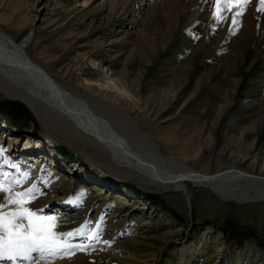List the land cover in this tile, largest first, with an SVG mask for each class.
<instances>
[{"label":"rangeland","instance_id":"obj_1","mask_svg":"<svg viewBox=\"0 0 264 264\" xmlns=\"http://www.w3.org/2000/svg\"><path fill=\"white\" fill-rule=\"evenodd\" d=\"M106 3L0 0V31L16 43L31 32L25 56L54 79L83 84L77 87L80 92L112 101L102 85H111L109 80L118 76L126 79L131 96L117 93L115 98L144 132L151 131L156 141L158 133L177 139L185 148L200 145L194 150L197 157L183 159L191 169L214 174L241 159L264 167V61L245 51L246 40L238 31L227 29L222 36L223 27L214 31L219 23L215 1L197 16L206 10L205 0H154L141 6L151 7L135 24L128 9L122 23L112 21L116 15ZM113 4L120 9L118 0ZM129 8L135 11L137 5ZM112 39L121 40L117 48L107 46ZM95 80L102 88L90 91L87 87ZM0 111V181L14 191L13 197L32 189L26 207L55 216L56 224L65 227L63 232L54 228L55 233L82 232L62 237L72 243V251L74 244L82 245L76 251L82 253V264H124L128 259L134 264H180L181 245H197L204 232L212 238L207 253L194 264H234L245 259L241 251L246 245L264 253V201H223L191 184L189 201L180 193L155 191L114 168L73 133L40 122L22 102L1 91ZM159 151L173 157L179 147L160 145ZM136 155L147 164L152 160L150 152ZM16 175L24 176L23 191L13 186ZM9 196L4 212L17 208L7 203ZM16 223L28 226L27 219ZM0 236L7 238V233L0 230ZM132 238L140 245H132ZM97 243L108 250L93 251L90 246Z\"/></svg>","mask_w":264,"mask_h":264},{"label":"bare ground","instance_id":"obj_2","mask_svg":"<svg viewBox=\"0 0 264 264\" xmlns=\"http://www.w3.org/2000/svg\"><path fill=\"white\" fill-rule=\"evenodd\" d=\"M103 1L107 2L106 4L112 8V13L116 15L112 21L122 23L121 16L124 15V10L128 9L132 13L131 23L135 24L141 13L143 19L147 17L148 10L151 7L142 10L141 6L149 5L154 0H136L137 8L135 11L134 8H129L135 5L133 3L135 0H118L121 4L118 10V4H113L115 0ZM205 1L207 3L206 10L197 13V16L206 14L215 0ZM238 11L240 10L235 8L224 11L222 13L224 19L218 20V26L216 25L214 31L220 33V29L223 27L219 36L225 34L227 29L231 33L238 31V35L241 34V40H246L245 51H252L255 54L253 55L254 58L264 61V26H262L264 23V6L260 4V0H249L243 8L242 14L236 15ZM233 20L236 21L235 24H233ZM223 22L225 24L222 26L221 23ZM105 23L109 24L110 21H105ZM26 26V23H22V27ZM30 37L31 32L16 43L0 31V91L6 98L22 102L40 122L73 133L79 141L86 145L91 144L93 147L92 152L96 155L102 154L107 157V161L114 168L129 174V177H134L144 186L154 188L155 191L180 193L189 201L187 184H191L208 189L223 201H233L237 204L264 201V167L262 165L259 166L254 161L246 164V160L241 159L233 164V167L224 168L214 174H203L191 169L184 163L183 159L197 157L199 151L195 152L194 150H199L200 145L194 148H185L179 144L177 139L164 137L158 133L157 139L159 141H156L152 137L154 134L151 131L144 132L138 123L129 117L127 110L120 107L119 98H115L117 93L128 94L129 85L126 79L121 76L116 79L109 78L111 85H102L99 80L89 83L87 88L90 91L103 86L104 90L111 93L110 99L112 101L107 100L103 94L95 96L80 92L77 87L84 86L83 84L71 86L59 79H54L38 64L27 58V55L25 56V46ZM120 42V39H112L107 46L112 49L117 48L116 45ZM113 51L115 50H111V53ZM115 52L119 53L118 51ZM127 96L130 97L131 95ZM10 137L12 138V136ZM191 142L194 145L195 139L192 138ZM160 145L169 149L177 146L179 147V153L175 154L173 151V157H166L159 151ZM11 147L13 149L11 144L8 145V148ZM144 151L150 152L152 156V160L148 164L145 163L148 162L145 158L136 155L143 154ZM2 160L4 161V153L0 155V161ZM40 161H42L41 158L37 160L38 163ZM47 166H51V164ZM16 176L13 180V186H20L19 190L23 191L21 184L24 176ZM17 180L22 181H20V184H16ZM30 182H27V185ZM13 193V190L0 192V204H3L6 198ZM45 200H47V197L41 198L37 203ZM56 228L59 232H63V229H65L60 224H57ZM107 234L110 235L111 232L108 230ZM210 234V232H204L197 245L194 242L182 244L179 251H177L180 264H194L204 257L203 255L207 253L212 238ZM130 241L132 245L141 243L138 238H132ZM67 243L72 245L68 241ZM73 246L75 252L72 251L71 246L70 250L65 249L67 252L63 249L57 252L55 256L49 255L46 251L42 253L39 248L25 250L21 255H16L13 252L0 259V264H30L32 260L36 261L34 264H82V259H80L82 253L78 254L76 252L82 249V245L74 244ZM217 246H215L216 252L220 254L221 245ZM90 247L94 249L93 251H97V249L99 251L108 250L105 245L101 246L99 243ZM241 254L245 256V259L234 264H252L253 256H256L255 264H264V253H259L256 247L246 245ZM128 260L123 263L134 264V261ZM20 261L21 263H19Z\"/></svg>","mask_w":264,"mask_h":264},{"label":"snow or ice","instance_id":"obj_3","mask_svg":"<svg viewBox=\"0 0 264 264\" xmlns=\"http://www.w3.org/2000/svg\"><path fill=\"white\" fill-rule=\"evenodd\" d=\"M248 2L249 0H215V19L223 20L222 13L233 8L240 10L236 15L242 14V10ZM260 4L264 6V0H260ZM235 23L236 21L233 20V24ZM2 154L3 152L0 150V155ZM16 184H20V180H17ZM0 192H10V188L5 186L4 181H0ZM32 192V189H28L24 192H17L14 197L9 196L7 203L17 205L14 211L4 212L2 209L5 205L0 204V230L7 233V238L0 236V259L13 252L16 255H21L25 250H35L36 248H39L42 253L46 251L49 255L55 256L57 252L71 247L67 243V239H62V237L70 238L74 235H82L80 230L75 233H55L53 231L57 227L55 216L40 215L26 207L30 203ZM18 219H27V228L16 223ZM92 238L89 237V239Z\"/></svg>","mask_w":264,"mask_h":264},{"label":"trees","instance_id":"obj_4","mask_svg":"<svg viewBox=\"0 0 264 264\" xmlns=\"http://www.w3.org/2000/svg\"><path fill=\"white\" fill-rule=\"evenodd\" d=\"M0 112H2V111H0ZM4 113V112H3ZM3 115H5V114H3ZM62 153H63V151H62ZM64 154V153H63Z\"/></svg>","mask_w":264,"mask_h":264}]
</instances>
